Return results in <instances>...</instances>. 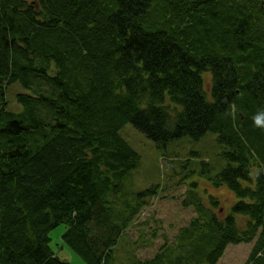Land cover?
I'll return each instance as SVG.
<instances>
[{
    "label": "trees",
    "instance_id": "16d2710c",
    "mask_svg": "<svg viewBox=\"0 0 264 264\" xmlns=\"http://www.w3.org/2000/svg\"><path fill=\"white\" fill-rule=\"evenodd\" d=\"M262 110L264 0H0V264H72L49 245L58 224L84 264H215L251 240L243 264H264ZM126 122L160 148L211 134L188 172L236 197L221 215L189 189L196 214L144 259L115 254L158 186L125 188Z\"/></svg>",
    "mask_w": 264,
    "mask_h": 264
},
{
    "label": "rangeland",
    "instance_id": "374dc122",
    "mask_svg": "<svg viewBox=\"0 0 264 264\" xmlns=\"http://www.w3.org/2000/svg\"><path fill=\"white\" fill-rule=\"evenodd\" d=\"M202 77L203 85L208 88L210 73L203 72ZM17 90L20 87L15 84L7 91L9 109L20 108L13 96ZM120 133L140 155L138 165L124 180L125 188L135 193L151 183H157L158 186L156 194L147 198L148 204L143 206L135 223L122 237L120 247L115 251L117 257L122 260L125 257H150L165 241L164 238H171L178 227L188 223L196 214L191 204L185 206L181 203L189 189L199 193L204 203H209V194L214 195L219 201V207L215 209L219 214L230 212V205L236 200L232 191L225 185H211L209 180L188 172L199 164L200 158L213 160L215 157L217 147L211 134L195 142L187 137L175 138L165 148H160L130 122L121 127ZM190 151L198 154L186 162ZM190 181H195V185L190 184ZM234 217L237 226L243 228L248 217L240 213H234ZM65 228L64 224H58L49 231L51 249L59 258L72 264H84L82 258L64 242L62 233ZM252 243V240L228 243L215 264H243Z\"/></svg>",
    "mask_w": 264,
    "mask_h": 264
},
{
    "label": "clouds",
    "instance_id": "9594fccd",
    "mask_svg": "<svg viewBox=\"0 0 264 264\" xmlns=\"http://www.w3.org/2000/svg\"><path fill=\"white\" fill-rule=\"evenodd\" d=\"M231 112L234 113L235 112V105H231ZM262 117H264V110H262L261 112H258L256 115H254L253 117V122L256 126L258 127H264V119H262Z\"/></svg>",
    "mask_w": 264,
    "mask_h": 264
}]
</instances>
